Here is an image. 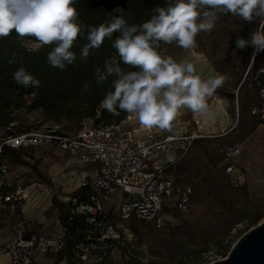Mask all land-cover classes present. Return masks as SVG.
<instances>
[{
  "label": "trees",
  "instance_id": "obj_1",
  "mask_svg": "<svg viewBox=\"0 0 264 264\" xmlns=\"http://www.w3.org/2000/svg\"><path fill=\"white\" fill-rule=\"evenodd\" d=\"M165 2L76 0L74 6L83 35L78 34L72 47L76 60L64 69L51 67L47 63V53L52 45H41L34 37H18L14 30L9 36L0 38V131L19 134L44 127L55 128L56 133L67 135L76 132L86 121L93 126L116 125L124 121L129 113L119 111L112 114L100 107L105 93L111 90L112 77L100 84L95 77V69H103L105 60L115 54L111 41L105 39L98 49H90L86 59L80 57V49L87 43L89 26L108 22L118 14H122L129 24H139L150 17L155 7L164 6ZM261 27H264V21L260 18L249 23L230 13H222L218 14L211 31L200 32L196 36L194 51L203 54L212 69L225 78L213 96L227 100V112L234 116L236 110L237 121L236 126L222 138L217 136L212 140L201 137L193 140L185 153L178 152L176 159L168 165L167 174L174 184L189 186L191 202L203 201L205 210L203 218H188L168 230L167 242L161 252L167 258L164 264H200L206 260L202 254L211 244L215 255L225 257L236 240L230 237L232 229L239 223H245L238 232L240 236L264 217V199L253 198L245 183L235 185L231 182L225 173L226 166L230 164L224 162V147H217L224 142L230 146L235 140L243 141L258 125L264 124L250 114V108L260 102L258 88L264 86V76L256 75L258 69H264V50L253 56L251 45L244 49L235 46L238 37L247 39ZM32 43L38 46L29 47ZM158 50L164 56L179 59L189 49L180 48L175 43L161 42ZM9 59L15 62L9 64ZM19 67H24L39 80V86L26 88L18 85L12 73ZM213 96L208 98L207 103ZM33 149L5 146L0 153V162L7 167L26 168L29 170L28 178L34 177L36 183L51 188V178L39 166ZM92 193L93 188L87 183L71 192L67 200H62L58 191L52 195L50 209L54 212L64 240L63 250L50 255L53 264L64 256L70 264H77L76 246L79 244L89 246L90 264H111L110 252L114 248L119 249L125 258V249L119 245V241L108 239L105 243L101 242L99 236L102 227L86 224L83 215L76 211L77 207L88 202ZM163 211L168 212L165 207ZM120 220L113 209L100 217L104 227ZM122 221L126 222L138 244L144 237H149V233L141 229L145 221L133 216ZM119 237L123 238L122 235Z\"/></svg>",
  "mask_w": 264,
  "mask_h": 264
},
{
  "label": "clouds",
  "instance_id": "obj_2",
  "mask_svg": "<svg viewBox=\"0 0 264 264\" xmlns=\"http://www.w3.org/2000/svg\"><path fill=\"white\" fill-rule=\"evenodd\" d=\"M75 4L76 0H0V38L14 30L18 37H34L41 45H52L47 63L64 69L76 60L72 47L78 34L83 35ZM222 13L249 23L256 18L264 21V0H166L139 24H129L118 14L108 22L89 26L87 43L80 49L82 59L105 39L115 50L103 69H95L98 84L112 77L111 90L105 93L100 107L112 114H133L143 128L164 131L171 130L182 107L206 114L207 100L223 85L224 76L202 79L191 61L164 56L158 49L161 42L193 48L197 34L211 31ZM249 45L253 55L264 50V27L247 39L235 40L236 48ZM14 62L8 60L9 64ZM12 76L26 88L40 83L24 67L17 68Z\"/></svg>",
  "mask_w": 264,
  "mask_h": 264
},
{
  "label": "built area",
  "instance_id": "obj_3",
  "mask_svg": "<svg viewBox=\"0 0 264 264\" xmlns=\"http://www.w3.org/2000/svg\"><path fill=\"white\" fill-rule=\"evenodd\" d=\"M250 66L251 62L248 68ZM256 75L264 76V69H258ZM258 95L260 102L250 108V114L264 122V86L258 88ZM175 125L172 123L171 130L162 133L154 128L145 129L139 123L135 127L120 124L93 126L89 121L84 122L76 132L67 135L56 133L55 128L44 127L19 134L0 131V153L5 146H53L71 155L78 165L89 167L87 178L82 179L79 186L89 183L93 193L88 202L77 207L76 211L83 215L86 224L102 227L99 236L101 242L114 239L123 246V240L112 232L111 225L104 227L100 221L104 205L116 198V208L122 220L133 216L151 222L157 229L168 228L173 218L169 212L163 211V207L170 206L180 213H187L190 209L191 189L189 186L179 187L174 184L167 174L168 165L163 162V156L170 151L184 154L193 140L223 136L228 132L226 129L212 127H205L201 131L197 127L186 129L182 125ZM239 152L238 144L223 148L226 158L235 157ZM225 173L235 185L241 182L234 166L227 165ZM31 187L32 191L29 186L14 187L8 181L7 165L0 162V214L10 203L23 205L31 195L37 193L36 185L31 184ZM43 192L49 193L48 190ZM63 248L62 232L46 235L24 231L17 226L11 238L0 247L1 252L7 256L0 264H42L41 257L55 255ZM76 248L77 264H90L89 246L79 244ZM145 251L142 247L144 262Z\"/></svg>",
  "mask_w": 264,
  "mask_h": 264
},
{
  "label": "rangeland",
  "instance_id": "obj_4",
  "mask_svg": "<svg viewBox=\"0 0 264 264\" xmlns=\"http://www.w3.org/2000/svg\"><path fill=\"white\" fill-rule=\"evenodd\" d=\"M37 46V43L29 45L31 48ZM235 126L236 118L233 127ZM222 137L223 136L220 138ZM210 138L212 140L216 139V137ZM234 142V144L240 145V152L235 157L225 158L224 162L234 166L238 170L240 176L239 179L241 181L240 183H245L248 186L249 193L253 198L259 200L262 198L264 199V124L262 123L258 125L243 141L235 140ZM226 144L228 143L224 142L217 147L220 149L222 146H227ZM32 151L34 157L39 161V166L54 181V184L50 188L51 190L44 185L40 186L37 193L31 195V202L27 207L28 212H25L28 213V218L17 215L15 208L13 211L14 213H8V217H4L7 219V221L3 223L4 226H2L5 233L4 237H6L5 242L11 238L17 226L22 228L25 227V231H31L34 233L46 235L57 233L54 230L56 227V224L54 223L55 215L50 209L52 192L60 185L68 186L69 188L77 183L76 176L69 173L76 168L73 167L76 162L67 152L60 151L53 146H38ZM28 171L29 170L23 167L8 166V181L11 182L14 187L20 186L21 188L28 185V183L35 182L34 177H27ZM25 180H27V182H25ZM44 190H48L49 193L43 192ZM201 198L203 199L202 195ZM116 205L117 199L114 198L111 203L104 205V213L109 209H113L115 213L118 214ZM21 206L22 205L18 206L17 210L20 209L19 207ZM204 210L205 203L203 201L195 204L191 202L190 209L187 213H180L172 207L167 206V211L173 218V222L170 224L169 228L157 229L151 222H145V225L141 226V229L147 231L149 237H144L140 244L137 243L136 237L130 233L125 221H116L111 225V230L113 233L123 236L122 239L124 245L122 247L125 249V258L122 257L119 249L114 248L110 252L111 264H164L167 261V258H165L161 252H163V245L167 242L166 234L168 233V230L180 225L188 218H203ZM262 220H264V217L258 223ZM244 225L245 223L237 224L232 229L230 237L232 239H237L239 237L238 232L243 229ZM142 247L146 250L144 255L145 262L142 261ZM193 255L194 254L192 253L191 256ZM202 255L206 260L200 264H210L213 261L224 258L214 254V246L212 244L207 247V250ZM62 258H64V263L70 264L66 256ZM138 258H141V260ZM177 259L178 258H176V260Z\"/></svg>",
  "mask_w": 264,
  "mask_h": 264
},
{
  "label": "crops",
  "instance_id": "obj_5",
  "mask_svg": "<svg viewBox=\"0 0 264 264\" xmlns=\"http://www.w3.org/2000/svg\"><path fill=\"white\" fill-rule=\"evenodd\" d=\"M195 47V46H194ZM194 47L189 49L183 56H181L177 60H183L187 59L191 61L195 68L197 73L201 76L202 79H207L209 76H214L217 75V73L212 69L210 66V63L208 62L207 58L201 54L197 53L194 51ZM209 110L206 114L201 115L198 113H194L191 110L182 107L176 119L174 120L173 124L175 126H184L186 129H191V128H199L201 131L205 130V127H212V128H217V129H226V131L232 130L234 127V120L236 118L237 121V111L235 110L234 116H230L227 112L228 108V102L226 99L219 97V96H213L210 102L208 103ZM138 120L133 114H128L126 119L120 123L121 126H131L135 127L137 125ZM156 129L159 133L164 132V130H160L157 128ZM35 149V148H34ZM177 157V151H170L166 153L163 156V162L166 163V165H169L172 161L175 160ZM72 167V166H71ZM75 169L73 171H70L69 173H72L75 178H77V183L74 186H71L68 188V186H58L56 187L52 195L55 194L58 191V194L60 195L62 200H67L69 197V194L76 190L79 187V182L82 179L87 178L88 175V168L87 166H80L77 163L75 166H73ZM80 179V180H79ZM52 186L54 184V181L51 179ZM31 184H35L36 188H40V186H43V184H39L36 182L28 183V185H25L23 188H27L29 186V190L32 191ZM15 188H12L11 190H14ZM31 200L30 198L27 199L24 204L19 207L20 209L17 210L18 206L15 203H10L9 207L3 211L0 214V247L5 243V233H4V228L2 226L4 222L7 221L5 216L8 217V213H14V208L16 209V214L20 215V217L28 218L27 214L25 213L27 211V207L29 206ZM28 212V211H27ZM20 213V214H19ZM54 223L56 224V227L54 228L55 232L53 234H59L61 233V228L58 224L57 219L54 217ZM3 228V229H2ZM25 228V227H24ZM23 230L25 231V229ZM42 231V230H41ZM31 232V231H30ZM40 232V231H39ZM7 258L6 255H4L1 250H0V263L4 261ZM40 263L42 264H53V259L51 258L50 255L43 256L40 259ZM56 264H68L64 263V258L59 259Z\"/></svg>",
  "mask_w": 264,
  "mask_h": 264
},
{
  "label": "water",
  "instance_id": "obj_6",
  "mask_svg": "<svg viewBox=\"0 0 264 264\" xmlns=\"http://www.w3.org/2000/svg\"><path fill=\"white\" fill-rule=\"evenodd\" d=\"M210 264H264V220L241 234L223 259Z\"/></svg>",
  "mask_w": 264,
  "mask_h": 264
}]
</instances>
